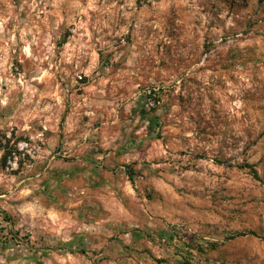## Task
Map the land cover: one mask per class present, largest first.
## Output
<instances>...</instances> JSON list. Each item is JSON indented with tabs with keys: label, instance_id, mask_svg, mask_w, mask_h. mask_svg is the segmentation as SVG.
I'll return each mask as SVG.
<instances>
[{
	"label": "rangeland",
	"instance_id": "374dc122",
	"mask_svg": "<svg viewBox=\"0 0 264 264\" xmlns=\"http://www.w3.org/2000/svg\"><path fill=\"white\" fill-rule=\"evenodd\" d=\"M0 264H264V0H0Z\"/></svg>",
	"mask_w": 264,
	"mask_h": 264
},
{
	"label": "trees",
	"instance_id": "16d2710c",
	"mask_svg": "<svg viewBox=\"0 0 264 264\" xmlns=\"http://www.w3.org/2000/svg\"><path fill=\"white\" fill-rule=\"evenodd\" d=\"M6 141L8 142L9 141V138H7Z\"/></svg>",
	"mask_w": 264,
	"mask_h": 264
},
{
	"label": "built area",
	"instance_id": "2783aa9c",
	"mask_svg": "<svg viewBox=\"0 0 264 264\" xmlns=\"http://www.w3.org/2000/svg\"><path fill=\"white\" fill-rule=\"evenodd\" d=\"M10 162V161H9ZM14 163H15V161H14Z\"/></svg>",
	"mask_w": 264,
	"mask_h": 264
}]
</instances>
